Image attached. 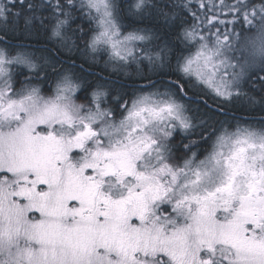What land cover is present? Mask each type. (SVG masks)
Instances as JSON below:
<instances>
[{"label":"snow or ice","instance_id":"snow-or-ice-1","mask_svg":"<svg viewBox=\"0 0 264 264\" xmlns=\"http://www.w3.org/2000/svg\"><path fill=\"white\" fill-rule=\"evenodd\" d=\"M0 264H264V0H0Z\"/></svg>","mask_w":264,"mask_h":264},{"label":"trees","instance_id":"trees-1","mask_svg":"<svg viewBox=\"0 0 264 264\" xmlns=\"http://www.w3.org/2000/svg\"><path fill=\"white\" fill-rule=\"evenodd\" d=\"M239 107V106H238ZM235 115L238 118V120H249L251 119L247 113L239 110H235Z\"/></svg>","mask_w":264,"mask_h":264},{"label":"bare ground","instance_id":"bare-ground-1","mask_svg":"<svg viewBox=\"0 0 264 264\" xmlns=\"http://www.w3.org/2000/svg\"><path fill=\"white\" fill-rule=\"evenodd\" d=\"M49 87H51V85H49Z\"/></svg>","mask_w":264,"mask_h":264},{"label":"rangeland","instance_id":"rangeland-1","mask_svg":"<svg viewBox=\"0 0 264 264\" xmlns=\"http://www.w3.org/2000/svg\"><path fill=\"white\" fill-rule=\"evenodd\" d=\"M49 87V86H48ZM47 90V89H46Z\"/></svg>","mask_w":264,"mask_h":264}]
</instances>
